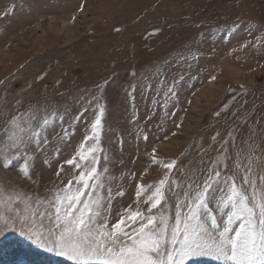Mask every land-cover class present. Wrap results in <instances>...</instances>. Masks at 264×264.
<instances>
[{
	"label": "rangeland",
	"instance_id": "obj_1",
	"mask_svg": "<svg viewBox=\"0 0 264 264\" xmlns=\"http://www.w3.org/2000/svg\"><path fill=\"white\" fill-rule=\"evenodd\" d=\"M101 106L99 144L85 141ZM18 113L51 115L39 148L26 153L29 177L19 154L0 167L5 197L49 199L69 180L75 186L80 170L66 163L73 157L97 167L103 187L95 195L109 227L128 209L147 214L144 201L165 177L151 214H167L171 225L210 170L222 172L225 187L238 156L243 165L253 157L259 186L264 0H0V139ZM82 143L97 148V164L79 160ZM210 208L217 228L201 214L218 234L229 209ZM40 263L72 264L19 231L0 234V264ZM185 264L222 262L190 256Z\"/></svg>",
	"mask_w": 264,
	"mask_h": 264
},
{
	"label": "snow or ice",
	"instance_id": "obj_2",
	"mask_svg": "<svg viewBox=\"0 0 264 264\" xmlns=\"http://www.w3.org/2000/svg\"><path fill=\"white\" fill-rule=\"evenodd\" d=\"M49 115L41 118L35 113H18L5 122L0 139V167L11 166L15 157L10 152L19 154L26 161L20 172L29 177L26 153L33 145L39 148ZM103 115L101 106L92 124V135L86 136L85 141L91 139L99 144ZM84 147L82 143L77 153L79 160L88 161L91 157L92 165L97 164V148L85 151ZM227 158L220 162L225 167ZM252 160L253 157H248L243 165L238 156L233 174L225 177L223 188L219 187L222 172L210 170L207 180L196 185L191 194H185L183 210L177 204L171 225L167 214L161 213L159 219L151 214L164 199L165 177L144 201L150 202L147 214L128 209L126 215L109 227L108 217L101 214L102 205L95 195L103 187L97 167L82 168L73 157L66 163L80 170L74 177L75 186L69 180L64 188L53 190L49 199L22 194L9 198L0 191V234L19 231L72 264H185L190 256L212 257L222 264H264V175H260L258 186ZM175 163L172 161L164 167L172 169ZM237 173H242L239 183ZM217 192L219 196L215 195ZM213 201L221 212L229 209L223 230L218 234L205 226L201 214L204 210L211 228H217V217L210 208ZM235 221L240 223L234 228Z\"/></svg>",
	"mask_w": 264,
	"mask_h": 264
},
{
	"label": "trees",
	"instance_id": "obj_3",
	"mask_svg": "<svg viewBox=\"0 0 264 264\" xmlns=\"http://www.w3.org/2000/svg\"><path fill=\"white\" fill-rule=\"evenodd\" d=\"M40 264H43V263H40Z\"/></svg>",
	"mask_w": 264,
	"mask_h": 264
}]
</instances>
